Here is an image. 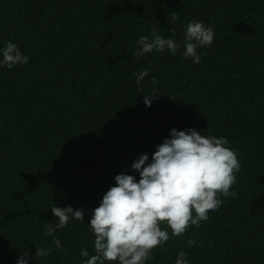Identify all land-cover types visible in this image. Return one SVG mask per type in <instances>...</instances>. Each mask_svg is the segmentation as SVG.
Here are the masks:
<instances>
[{
	"label": "trees",
	"instance_id": "1",
	"mask_svg": "<svg viewBox=\"0 0 264 264\" xmlns=\"http://www.w3.org/2000/svg\"><path fill=\"white\" fill-rule=\"evenodd\" d=\"M191 21L214 29L200 64L167 51L134 58L153 28L182 52ZM6 41L29 62L0 68V264L40 247L53 252L32 264H82V249L95 254L91 213L115 177L139 180L135 160L189 128L227 138L241 165L238 198L221 195L182 236L169 228L146 264H175L181 251L191 264H264V0H0ZM54 204L85 212L57 230L63 251L44 234L58 221Z\"/></svg>",
	"mask_w": 264,
	"mask_h": 264
},
{
	"label": "clouds",
	"instance_id": "2",
	"mask_svg": "<svg viewBox=\"0 0 264 264\" xmlns=\"http://www.w3.org/2000/svg\"><path fill=\"white\" fill-rule=\"evenodd\" d=\"M183 36L180 52L181 44L175 38H165L153 28L150 35L136 41L134 58L167 51L200 64L199 49L212 45L214 29L201 21H191ZM28 62L29 57L16 43L6 41L0 47V68L11 70ZM134 75L142 88L150 72L143 69ZM151 83H156L155 77ZM155 98L154 94L144 95L145 106L151 108ZM240 167L237 153L226 137L205 136L193 128L172 129L170 138L156 146L151 159L148 154H142L132 164L131 171L139 175V180L127 171L115 177L114 186L91 213L88 227L95 236V254L90 256L87 249H82L80 255L85 258L82 264H146L153 250L170 239L169 228L173 236H182L189 227H199L202 221H207L209 212L223 205L221 195L238 198L230 189L236 183ZM51 212L58 221L45 222L44 234L53 237L57 251H63L61 240L56 238L57 230L66 229L72 220L84 222L85 212L55 204ZM162 224L166 227L162 228ZM196 243L189 240L188 246L194 247ZM52 252V247H40L32 257L25 251L17 264H32L34 259L40 262ZM175 264L191 262L181 251Z\"/></svg>",
	"mask_w": 264,
	"mask_h": 264
}]
</instances>
